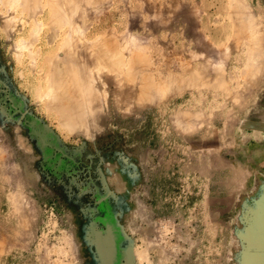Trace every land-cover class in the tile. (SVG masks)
Here are the masks:
<instances>
[{"label": "rangeland", "instance_id": "rangeland-1", "mask_svg": "<svg viewBox=\"0 0 264 264\" xmlns=\"http://www.w3.org/2000/svg\"><path fill=\"white\" fill-rule=\"evenodd\" d=\"M0 264H264V0H0Z\"/></svg>", "mask_w": 264, "mask_h": 264}]
</instances>
